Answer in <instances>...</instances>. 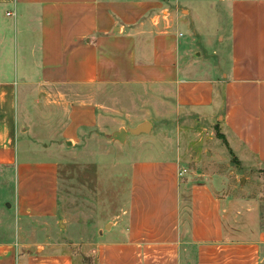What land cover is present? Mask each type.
I'll return each mask as SVG.
<instances>
[{
	"label": "crops",
	"instance_id": "0c3cea01",
	"mask_svg": "<svg viewBox=\"0 0 264 264\" xmlns=\"http://www.w3.org/2000/svg\"><path fill=\"white\" fill-rule=\"evenodd\" d=\"M199 3L0 0V203L11 210L0 207V264H81L79 252L87 248L96 264H264L257 197H236L232 176L218 193L212 182L179 175L181 146L174 156L161 151L159 158L133 160L129 210L109 229L86 230L75 240L68 225L69 238L37 237L41 231L46 237L62 213L56 162L18 157L19 136L31 129L23 95L33 88L97 85L127 91L118 99L136 115L146 116L139 104L153 98L164 120L216 118L239 162L264 165V0ZM114 96L71 105L61 140L75 144L96 129L97 99ZM143 121L150 131L122 143L142 134L154 140L151 119L126 127ZM12 216L15 222L7 220ZM105 231H116L117 239H104Z\"/></svg>",
	"mask_w": 264,
	"mask_h": 264
},
{
	"label": "rangeland",
	"instance_id": "374dc122",
	"mask_svg": "<svg viewBox=\"0 0 264 264\" xmlns=\"http://www.w3.org/2000/svg\"><path fill=\"white\" fill-rule=\"evenodd\" d=\"M200 1L204 0H192V3L199 6ZM183 31L187 34L186 29ZM204 47L210 51L209 46ZM32 90L34 88L23 95L24 125L30 126L31 129L19 136L18 157L23 162L27 159H53L56 162L58 201L63 216L59 217V223L49 222L52 228L45 230L48 233L46 237H43L42 231L39 232L37 234L39 240L66 237L69 235L68 225L71 229L70 236H74L75 240L84 232L87 234L86 230H94L100 226L109 229L111 220L117 219L119 215L125 218L123 210L127 209V212L129 210L130 172L133 160L159 158L161 151L164 152L161 157L174 156L179 146H181L180 169H187L186 173H189L192 181L212 182L220 193L232 176L235 183L228 186L233 187L232 193H235L236 197L254 199L256 196L262 205L264 227V165L255 167L246 164L244 160L239 162L220 132L218 119L213 118L209 123L195 121L185 123L173 115L164 120L163 116L156 113L153 98L151 103L147 101L139 104V108L148 109L146 111L148 114L136 115L127 111L128 101L125 98L118 99L117 95H125L127 91L105 87L101 89L97 85L57 84L40 86L38 89L35 88V91ZM98 94L116 97L114 101L106 98L97 99L98 104L101 103L98 108L101 114L99 126L85 134L75 144L61 140L60 130L66 121L68 108L82 101L94 102ZM161 94L149 92L147 95ZM140 95L146 94L141 92ZM142 118L151 119L155 125L154 140L146 134L139 138L130 137L125 143L112 141L107 137L113 130L130 126ZM31 171H34V168ZM11 185L12 183L7 184L8 187ZM244 186L248 189L244 190L242 188ZM6 193L9 195V191ZM0 207L5 208L8 215H11V210L6 209L3 201ZM13 219L12 216V219L8 217L7 220ZM103 238L117 239L116 231H105ZM86 251L88 254L79 252L83 260L81 264H96L90 249L87 248Z\"/></svg>",
	"mask_w": 264,
	"mask_h": 264
},
{
	"label": "water",
	"instance_id": "95a60500",
	"mask_svg": "<svg viewBox=\"0 0 264 264\" xmlns=\"http://www.w3.org/2000/svg\"><path fill=\"white\" fill-rule=\"evenodd\" d=\"M150 131V123L143 121L134 127L120 128L108 134L107 137L112 141L124 142L127 135H138Z\"/></svg>",
	"mask_w": 264,
	"mask_h": 264
},
{
	"label": "built area",
	"instance_id": "2783aa9c",
	"mask_svg": "<svg viewBox=\"0 0 264 264\" xmlns=\"http://www.w3.org/2000/svg\"><path fill=\"white\" fill-rule=\"evenodd\" d=\"M187 172V169L182 168L179 170V175H184Z\"/></svg>",
	"mask_w": 264,
	"mask_h": 264
}]
</instances>
